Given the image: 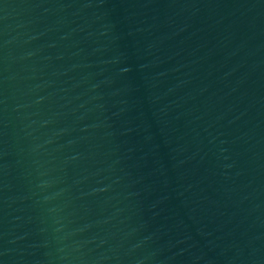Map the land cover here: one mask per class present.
<instances>
[{"label":"water","instance_id":"95a60500","mask_svg":"<svg viewBox=\"0 0 264 264\" xmlns=\"http://www.w3.org/2000/svg\"><path fill=\"white\" fill-rule=\"evenodd\" d=\"M0 264H264V0H0Z\"/></svg>","mask_w":264,"mask_h":264}]
</instances>
